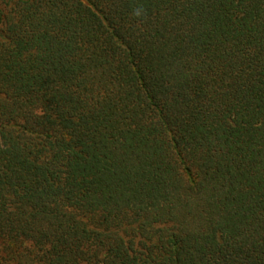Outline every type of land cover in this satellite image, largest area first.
I'll use <instances>...</instances> for the list:
<instances>
[{
  "label": "trees",
  "instance_id": "obj_1",
  "mask_svg": "<svg viewBox=\"0 0 264 264\" xmlns=\"http://www.w3.org/2000/svg\"><path fill=\"white\" fill-rule=\"evenodd\" d=\"M0 264H264V0H0Z\"/></svg>",
  "mask_w": 264,
  "mask_h": 264
},
{
  "label": "clouds",
  "instance_id": "obj_2",
  "mask_svg": "<svg viewBox=\"0 0 264 264\" xmlns=\"http://www.w3.org/2000/svg\"><path fill=\"white\" fill-rule=\"evenodd\" d=\"M137 15H139L140 14V12L139 11H137V13H136Z\"/></svg>",
  "mask_w": 264,
  "mask_h": 264
}]
</instances>
